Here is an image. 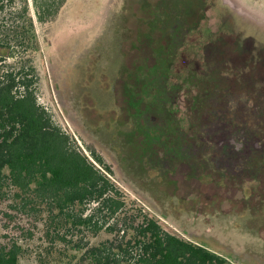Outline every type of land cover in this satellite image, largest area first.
<instances>
[{
  "label": "rangeland",
  "instance_id": "rangeland-1",
  "mask_svg": "<svg viewBox=\"0 0 264 264\" xmlns=\"http://www.w3.org/2000/svg\"><path fill=\"white\" fill-rule=\"evenodd\" d=\"M37 33L55 124L166 230L264 264V0H69ZM235 129L262 148L232 168L217 149ZM8 217L25 264H60L42 220Z\"/></svg>",
  "mask_w": 264,
  "mask_h": 264
},
{
  "label": "trees",
  "instance_id": "trees-1",
  "mask_svg": "<svg viewBox=\"0 0 264 264\" xmlns=\"http://www.w3.org/2000/svg\"><path fill=\"white\" fill-rule=\"evenodd\" d=\"M68 1L0 0V264H25L23 240L2 233L16 212L42 220L60 264H233L166 230L39 103L37 24Z\"/></svg>",
  "mask_w": 264,
  "mask_h": 264
},
{
  "label": "flooded vegetation",
  "instance_id": "flooded-vegetation-1",
  "mask_svg": "<svg viewBox=\"0 0 264 264\" xmlns=\"http://www.w3.org/2000/svg\"><path fill=\"white\" fill-rule=\"evenodd\" d=\"M172 46H173V44H172ZM174 46L178 47V44H174ZM170 50L177 51V50H180V48H175V50L171 48ZM260 106H263V104L260 103ZM247 108L248 107H246V109ZM261 109L264 112V108H261ZM210 116L211 115H209V114H207V116H206L207 120H206L205 124L207 122H209V125L207 123L208 126H203V129H205L204 132H206V131L208 132L210 130L209 127H210L211 122L213 121L212 120L213 116H212V119L210 118ZM214 124H215V122L213 124H211V125L213 126ZM230 125H231V123H230ZM215 128H219V126H216ZM203 129H202V131H203ZM234 131L237 132L238 130L235 129L233 131H230L228 133V138H226V139H224L222 134H219V137H221L222 140H219L221 142V144L218 145L217 152H224L223 158H224V160H226L225 163L226 164L228 163L229 165L230 164L231 165L234 164L231 167L232 168H237L238 166L241 167V164H239L238 162H235L236 161L235 160L236 157H238L240 155H249V157H254L253 154L256 151H254L253 149L258 150L259 148H262V146L257 144V142L256 143H252L251 141H249V139L245 135L237 136V134ZM238 132L240 133V131H238ZM231 136H232V139H231ZM200 137H201L200 134L197 132L195 134L194 138H193V136L190 137V142L193 144V142H197V140L200 141ZM202 138L204 139V141H202L203 144L201 145V148L208 147L207 145H209V147H211V144H210L209 141H207V138L206 137H202ZM215 150H216V148H215ZM262 152H264V151H262ZM263 155H264V153H263ZM236 163L239 164V165L235 166Z\"/></svg>",
  "mask_w": 264,
  "mask_h": 264
}]
</instances>
